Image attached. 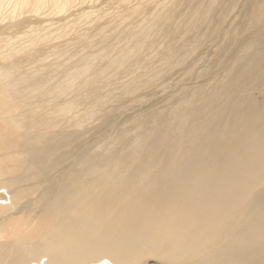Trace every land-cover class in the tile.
<instances>
[{"label": "bare ground", "instance_id": "obj_1", "mask_svg": "<svg viewBox=\"0 0 264 264\" xmlns=\"http://www.w3.org/2000/svg\"><path fill=\"white\" fill-rule=\"evenodd\" d=\"M174 1L165 17L133 28L141 32H122L126 46H104L105 64L84 55L58 80L10 44L0 50V264H264V0L251 10L253 0H182L183 11ZM72 2L0 0V28ZM226 5L234 19L247 16V29L258 26L233 40L226 61L188 86L169 114L131 115L165 88L169 74L153 66L202 59L211 38L202 32L220 23ZM176 13L183 24L174 37L162 28ZM144 47L151 54L139 57Z\"/></svg>", "mask_w": 264, "mask_h": 264}, {"label": "rangeland", "instance_id": "obj_2", "mask_svg": "<svg viewBox=\"0 0 264 264\" xmlns=\"http://www.w3.org/2000/svg\"><path fill=\"white\" fill-rule=\"evenodd\" d=\"M237 1L241 4V0ZM166 2L168 3L169 0H73L69 8L58 14L50 15L46 12H42L40 13L42 15H39V18H37L36 16L34 17L33 14L32 16L27 13V17L25 14L22 18H19V20L17 18L18 25L14 27H7V22L9 21L1 23V25H4V23L7 25H4L3 28L5 29L0 28V50L7 49V45L10 44V46L15 47L22 54L20 59L24 57L26 61V58L29 57V60H36V63L38 64L41 61L39 66L44 65L46 67L44 74L51 71L52 73H55L56 79L58 80L63 77L65 68L82 58L84 55H92V57L95 58L98 67L105 64L106 57L110 54V51H104L103 47L106 45L115 46L118 44V48L120 49L129 44L130 39L126 35L120 38V34L122 32L127 33L130 31L139 33L142 31L141 28L135 30H133V28L141 26V22H149V20L156 16L165 17L163 14L169 13L167 11L170 10V7H167L169 3L166 4ZM181 2L182 0H175L173 6L176 5L179 8ZM254 2L255 0H253V3H250L249 6H245L251 10ZM173 6L172 9L174 8ZM231 6H235V10L240 8V5L237 4ZM231 6L226 5L227 9H230ZM184 7L185 6L182 4V6H180V11H183ZM223 7L224 4L222 3L220 7L214 8L220 9L221 11ZM138 8L142 11L136 14L132 13L133 10ZM153 9L154 13L152 12ZM229 9L226 11V14L219 19L220 23L217 21L216 27L215 21L213 25L208 26L209 30H206L207 32H202L211 36V38L205 41L202 40L204 42L202 44L201 60L197 61V55H192L181 61L171 59L169 63L174 64L171 70L169 69L166 60L165 62H162L163 64L159 62V65L156 64L152 67V71H155L154 73L159 75L169 74V79L166 81L164 89H160L156 86L155 90L149 96L151 100L149 97L147 98L148 100L145 99V101L138 100V102H136V100V103L134 102L135 104L132 105V107H135L136 109L131 112V115H133L132 113H143L145 118H149L151 116L169 114L173 109L172 105L174 104V101L180 100V97L186 95L188 86L200 85L203 82L202 80L205 75L215 72L219 62H223L224 59L226 61L223 54L233 52V45L230 47L233 40L242 39V37L247 36L255 29L254 26H258L256 24L247 29L245 27L247 16L241 12L238 17L234 19V16H236L235 12H232V10ZM250 15L256 19L258 13L250 12ZM171 16H173V14H171ZM174 16L175 19L172 22L173 26L169 25L168 27H163L162 30L165 33V31H169L170 29L171 31H174V34L172 35L176 37L183 22L180 24V19H178L180 16L179 13H176ZM261 19H264V17ZM183 20L184 19H181V21ZM229 20L230 22L233 20V23H231L232 26L229 25ZM177 21L178 23H176ZM15 22L17 24V21ZM201 25H204L203 21H201ZM233 25L239 27L238 31H234ZM153 28H151L152 33L157 30H154ZM245 29L247 30L241 32ZM180 32H182V30ZM99 36L105 39V42L100 43ZM34 37H38L39 40L33 42V45H30L32 43L31 40ZM185 39L188 42L187 44L191 42V36H187ZM28 41L29 43L27 44ZM173 46L178 47L180 44L173 43ZM229 48H231V50H228ZM162 50V47H160V55L162 54ZM142 51L143 53L139 55V57L151 54V52L145 47ZM118 53L119 51H116L114 52V55H118ZM145 71L146 72L144 73H148V75L143 79H150L152 75H154L147 69ZM161 79L162 76L155 78L154 83H160L162 81ZM192 81L196 83H193ZM107 86L108 84L106 87ZM109 90H112V88L103 89V92L105 93ZM147 92L148 89L145 87L144 89H140L136 96L139 98ZM256 94H254L253 97ZM255 97L258 103L261 102L260 95H256ZM116 104L117 102L115 100L106 105V108L115 107ZM130 108L119 110V112H117L118 114L114 117L116 118V123L113 121L112 125H121L127 119L128 114H130ZM125 111H128L127 115H125ZM102 116L103 111L99 118ZM108 117L110 118L112 115H108ZM232 117H234V113L232 114ZM107 130L110 129L108 128ZM107 135L108 134H104V136ZM93 145L94 142L91 141V143L88 144L87 149H91ZM145 264L158 263L154 260H146Z\"/></svg>", "mask_w": 264, "mask_h": 264}]
</instances>
